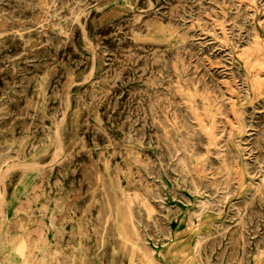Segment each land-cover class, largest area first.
<instances>
[{"label":"rangeland","instance_id":"obj_1","mask_svg":"<svg viewBox=\"0 0 264 264\" xmlns=\"http://www.w3.org/2000/svg\"><path fill=\"white\" fill-rule=\"evenodd\" d=\"M0 264H264V0H0Z\"/></svg>","mask_w":264,"mask_h":264}]
</instances>
